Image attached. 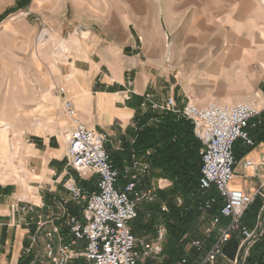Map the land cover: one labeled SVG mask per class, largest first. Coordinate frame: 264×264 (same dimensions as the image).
Returning <instances> with one entry per match:
<instances>
[{"label":"rangeland","instance_id":"obj_1","mask_svg":"<svg viewBox=\"0 0 264 264\" xmlns=\"http://www.w3.org/2000/svg\"><path fill=\"white\" fill-rule=\"evenodd\" d=\"M15 2L0 0V14L5 9L13 10L0 21V116L14 121L9 139L14 146L17 142L20 145L16 163L4 167L5 172H11L0 174V181L18 185L14 172L24 169L23 132L59 134L65 128L68 117L58 93L63 87L60 80L65 78L64 67L73 51L92 41L103 42L106 47L117 43L119 52L127 40H133L134 47H125L123 53L145 60L147 70L154 76L168 77L171 84L177 83L179 93L185 92L198 106L253 102L260 108L262 104L259 89H264V20L255 14L259 9L264 12L261 0H43L36 8L30 0L24 8L13 9ZM117 2L119 11L114 5ZM45 29L54 34L56 42L71 37L75 40L60 54L56 44L48 40L41 54L40 46L46 40L38 42V36L42 32L45 36ZM132 82L129 77L125 91L129 98ZM145 95L156 101L152 94L142 97ZM169 96L175 98L174 94L165 95L157 102ZM228 98L238 101L230 103ZM11 155L14 159V153ZM0 159L5 164L4 157ZM78 177L73 176L79 182ZM148 181L147 187H154L155 192L171 185L163 177ZM75 205L81 207L83 201ZM183 251L188 255L197 252H186L184 245ZM215 264L230 263L219 258Z\"/></svg>","mask_w":264,"mask_h":264},{"label":"built area","instance_id":"obj_2","mask_svg":"<svg viewBox=\"0 0 264 264\" xmlns=\"http://www.w3.org/2000/svg\"><path fill=\"white\" fill-rule=\"evenodd\" d=\"M58 93L63 95L64 88L60 87ZM128 98L127 93L124 99ZM141 106L171 112L189 120L195 137L201 142L199 192L202 198L198 202V234H203L184 235L183 245L186 252L194 249L197 252L204 250V253L198 259H190L185 253L178 264H215L219 258L227 259L230 264H245L250 248L264 233V206L252 227L242 224L243 212L254 198L230 186L235 163L233 148L237 140L253 143L247 127L253 118L259 116L260 108L253 102H209L198 106L191 101L178 107L172 96L157 102L150 95H145ZM62 111L70 119V128L64 135L66 169L74 170L80 180L96 175L97 181L92 191L80 186L72 177L64 181L71 198L75 202L83 201L82 219L65 211L63 224L70 239L65 241L57 228L48 230L45 233V256L52 264H69L74 259H82L84 264H163L165 227L159 225L150 241L137 238L129 228L130 221L136 217L139 202L155 196L154 187H143L149 162L132 153L128 165L122 170L124 182L120 184V172L113 166L105 149L106 135L82 122L70 100L63 99ZM161 182L159 180L158 186ZM263 187L257 194H261ZM211 190L217 196L210 194ZM182 203V199L177 198V204ZM215 205H218V212L214 214ZM13 207L26 212L34 210L33 205H20L19 202ZM162 210H166L165 205ZM221 218L227 219L225 225L221 224ZM38 225L42 226V223ZM55 235L56 240L53 239ZM233 235L238 237L237 247L234 255L227 258L223 248ZM36 239V235L31 237L32 242ZM79 242L82 245L77 248Z\"/></svg>","mask_w":264,"mask_h":264},{"label":"crops","instance_id":"obj_3","mask_svg":"<svg viewBox=\"0 0 264 264\" xmlns=\"http://www.w3.org/2000/svg\"><path fill=\"white\" fill-rule=\"evenodd\" d=\"M42 1L33 0L31 6L39 7ZM114 5L119 11V2ZM259 11L260 9L256 10L255 14L264 20V12H261L263 10ZM45 31L46 41L40 46L41 54H44L48 40L56 44L57 54L63 52L68 44L75 40L71 37L69 40L56 42L54 34L46 29ZM104 45L106 44L103 42L92 41L82 45L79 51H73L67 58L64 67L65 78L60 80V85L64 88L60 98L71 101L78 118L88 127L106 135L105 149L113 166L120 172L119 183L122 184L124 182L122 170L130 161L127 144L133 140L132 135L136 132L138 117L143 111L142 96L150 93L157 101L163 99L165 95L174 94L178 107H182L187 100H190V96L185 92L180 94L178 84H171L168 77L154 76L150 70H147L145 60L136 55H125L124 48L134 47L133 40L132 42L127 40L119 52L116 49L117 43L109 44L107 47ZM222 53L226 55V52ZM242 65L241 62L239 65L241 69ZM51 68V71H54L55 67ZM129 77L133 80L130 98L124 99ZM259 93L262 97L260 99L262 103L260 110H262L264 89H259ZM226 101L233 103L238 99L228 98ZM16 108L20 110L19 106ZM5 124L11 126L13 130L14 121L0 116V125ZM64 127L59 134L23 132L22 152L25 170L13 171L19 178L16 182L18 185L15 187L13 183L0 181V264H18L22 255L29 254L32 256L31 264H52L45 256V233L57 228L65 241L70 239L68 229L63 224L65 211L73 215L71 209L72 204H75L64 187L67 178H73L74 174L76 176L74 170L66 169L67 143L63 134L70 128L69 118L66 119ZM248 131L251 134L252 144H246L242 140H237L234 144L236 158L230 186L253 196L254 199L257 197L261 200V206L255 216L256 222L258 213L264 206V187L261 189V194H257L264 185V141L256 139L260 131L258 128L250 127ZM16 144L14 163L20 143ZM247 162L249 164H246ZM3 164V160L0 159L2 169ZM10 172L8 170L0 174L6 175ZM96 181V175L89 176L86 180L88 188H94ZM17 202L20 205L23 203L33 205L34 210L26 212L15 209L13 206ZM78 208L81 209L79 219H82L83 206ZM38 223H42V226ZM226 223L227 219L221 218V224ZM33 235L37 236L35 242L31 240ZM80 260L82 259H74L72 262L81 263Z\"/></svg>","mask_w":264,"mask_h":264},{"label":"trees","instance_id":"obj_4","mask_svg":"<svg viewBox=\"0 0 264 264\" xmlns=\"http://www.w3.org/2000/svg\"><path fill=\"white\" fill-rule=\"evenodd\" d=\"M30 0H16L13 9L24 8ZM13 10L5 9L0 14V21ZM136 116V115H135ZM259 129L257 141H264V109L259 116L253 118L247 127ZM132 142H128V156L135 153L138 157H144L150 164L149 177L144 179V186H148L150 178L163 177L171 181V185L164 189H158L152 200H144L137 205L136 217L130 221L131 233L137 238L152 240L156 229L163 225L166 235L163 240V264H178L183 251V236L198 235V202L202 196L199 192L200 154L201 142L193 133L192 123L174 113L155 111L147 107L138 117L136 132L133 133ZM233 153L236 158V154ZM149 151V154L146 152ZM80 186L88 191V182L79 181ZM217 196L214 190L211 193ZM177 198L183 203L177 204ZM165 205L166 210H162ZM261 206V200L257 197L244 210L241 222L252 227L255 223L256 212ZM218 205H215L212 213H217ZM72 214L81 217V209L72 204ZM212 239V238H211ZM238 237L233 235L224 245L225 257L231 258L236 250ZM201 252H191L190 259H198ZM200 254V255H201ZM32 256L22 255L18 264H31ZM81 264V263H76ZM245 264H264V233L252 245Z\"/></svg>","mask_w":264,"mask_h":264},{"label":"bare ground","instance_id":"obj_5","mask_svg":"<svg viewBox=\"0 0 264 264\" xmlns=\"http://www.w3.org/2000/svg\"><path fill=\"white\" fill-rule=\"evenodd\" d=\"M262 4H264V0H261ZM45 39L44 33L42 32L38 36V42H43ZM241 101V100H240ZM11 126H0V156L4 157L5 164H3L4 167L12 166L13 159L12 155L14 153V145L11 143L9 139V133H10ZM0 173L5 172V169L0 168ZM232 184V183H231Z\"/></svg>","mask_w":264,"mask_h":264}]
</instances>
